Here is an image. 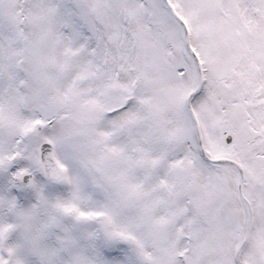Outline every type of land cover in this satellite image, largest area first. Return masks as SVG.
I'll return each mask as SVG.
<instances>
[{
	"label": "snow or ice",
	"instance_id": "obj_1",
	"mask_svg": "<svg viewBox=\"0 0 264 264\" xmlns=\"http://www.w3.org/2000/svg\"><path fill=\"white\" fill-rule=\"evenodd\" d=\"M0 264H264V0H0Z\"/></svg>",
	"mask_w": 264,
	"mask_h": 264
}]
</instances>
